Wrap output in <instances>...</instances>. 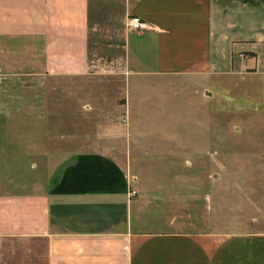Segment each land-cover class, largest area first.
Segmentation results:
<instances>
[{"label": "crops", "instance_id": "0c3cea01", "mask_svg": "<svg viewBox=\"0 0 264 264\" xmlns=\"http://www.w3.org/2000/svg\"><path fill=\"white\" fill-rule=\"evenodd\" d=\"M44 77L122 78L129 166L105 149L51 152L33 97L27 115L7 110V81L34 92ZM211 79L264 103V0H0V264H264V232L213 228L207 207L183 212L137 172L133 141L149 131L133 130V107L162 110L161 83Z\"/></svg>", "mask_w": 264, "mask_h": 264}, {"label": "rangeland", "instance_id": "374dc122", "mask_svg": "<svg viewBox=\"0 0 264 264\" xmlns=\"http://www.w3.org/2000/svg\"><path fill=\"white\" fill-rule=\"evenodd\" d=\"M210 81L201 88L161 83L168 88L155 94L162 110L133 107L144 117L133 130L149 131L133 141L142 150L137 172L151 191L177 197L179 210L207 207L213 228L264 232V103L254 91H235L231 80ZM28 83L7 81L3 95L14 104L7 110L25 116L33 97L34 115L49 121L51 152L105 149L129 166L132 124L122 78L44 77L33 81L34 92Z\"/></svg>", "mask_w": 264, "mask_h": 264}, {"label": "built area", "instance_id": "2783aa9c", "mask_svg": "<svg viewBox=\"0 0 264 264\" xmlns=\"http://www.w3.org/2000/svg\"><path fill=\"white\" fill-rule=\"evenodd\" d=\"M127 28L131 32H140L147 29L146 23L141 21L138 17H131L126 24ZM134 195V193H132Z\"/></svg>", "mask_w": 264, "mask_h": 264}]
</instances>
